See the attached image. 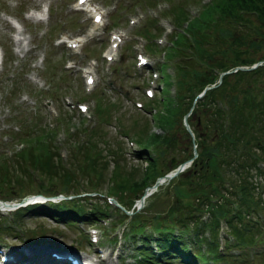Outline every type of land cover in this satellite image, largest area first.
I'll list each match as a JSON object with an SVG mask.
<instances>
[{
	"label": "rangeland",
	"instance_id": "1",
	"mask_svg": "<svg viewBox=\"0 0 264 264\" xmlns=\"http://www.w3.org/2000/svg\"><path fill=\"white\" fill-rule=\"evenodd\" d=\"M40 1L43 0H0V8H5L2 11L15 12V18L19 21L21 26H23L21 31H19L21 36L20 41H16L14 35L9 36L8 30H10L11 27H9L8 23L5 22L0 15V45L2 46L4 55L7 53L8 56H11L15 60V63H10V61L6 59L5 63L0 65V130L6 132L10 131L12 133V135L10 137L8 136V139L4 142L0 140V157H4V153H8V151L11 149V144L13 146V142L20 138L26 143V147L19 150L24 156L27 153L42 156L44 152L40 150L38 143L41 142L42 145H45V143L48 141L52 143V140H50L45 134L44 136L35 135L32 133L34 129L31 128L32 126L40 128V125H43V122L51 125L54 123L56 115L58 116L61 114L63 125H66V127L70 128V130H72V127L73 129L76 128L77 130L79 127H81V125L87 127L93 124L99 127L97 130L98 133L92 135L93 138H91V136L89 137L88 133L86 135V140L88 138L87 142L94 143L96 140V146H94V149L98 150L99 154L95 160L88 162L92 167L89 168L90 171H88L92 177H88V172H82V177L84 179L86 178V184L83 186L86 188L94 186L98 190L97 192L105 193L107 191L108 182L106 179L108 175H114L115 179L118 180L119 178H123L124 175L128 176L129 178H137L141 173H145L146 178L142 181L138 180L139 183H144L142 188L141 186H137V189H134L135 191L133 190L131 192V190H127L126 193L128 196H136L134 193L138 192L137 195H139V192L143 189L144 185L148 184L147 182L152 174L148 168H146L144 171L142 170V163H140V161L131 154V148L128 147L129 145L127 143V139L133 138L138 140L140 143L142 136H147L148 133L151 134L154 131L162 133V131L165 129L158 126L156 127L157 124L163 127L159 121H157V124L155 123L154 114L156 112L154 114H150L147 108L144 109L142 106L138 107L134 105V101L147 100L144 98L145 96L143 93V87L141 86V80L143 79L142 81H145L144 85H147V79L148 76H150V69L147 70L148 72L146 73L144 71L145 67H142L143 69L140 70L134 66V43H141L142 48L146 50L148 37L145 35H148L149 33L145 27L148 26L151 32L156 31V27L154 26L155 22L152 23L150 20L152 17H154V20H156L155 18L158 15L166 13V8H169L168 12L171 11V9L175 11L177 9L176 4H178L179 7L182 6L186 10L188 9L190 12L189 15L196 14V12L200 9L199 0H158L154 7H143L140 0H94L102 4L104 8V24L97 27L91 26L83 11L72 9H70V11L65 10L61 4L62 0H49L50 12L45 22L40 21V19L37 17H34V11L29 13L27 17L23 16V8L27 6L26 8H30L31 10L34 8V6H38V2ZM160 10H162V12H160ZM128 14H132L136 17V21H134L131 25H127L125 23V19ZM165 17L166 20L163 21V23L167 24L169 27H173V24L171 25L170 23L171 20L169 17L167 15H165ZM110 20H115V24H109ZM167 20L169 22H167ZM148 21H150V23ZM212 24L213 23H209V26H212ZM139 26L141 27L137 29ZM157 27L160 29L159 24H157ZM107 28L120 29L123 32V36L120 43L118 44L119 48H117L115 51L116 58L111 59L108 65H105L101 61V56L98 55L97 48L101 47L106 40ZM47 29H49L48 32H46ZM135 30L144 32L145 41L143 35L140 36L136 34L137 32ZM57 32L60 33V35L64 34V36L79 33L82 36V44L79 45V52H75L70 48L63 46L61 42H53V38L59 35ZM204 32H207L211 36L215 33V30H213L212 27H208L205 28ZM251 36L244 37L245 42H247L244 47H255L256 43L259 42L263 48L254 49V52L252 53H256L255 55L261 56L264 52V35L257 37H254L253 35ZM51 38L52 40H50ZM157 38L163 39V36L159 35ZM27 39L31 46L27 44ZM152 39L154 40L153 37ZM222 39L223 37H221L219 40L222 41ZM251 39H255L257 42H253ZM166 41L167 40L165 37L161 44H157L155 42V46L162 47L164 44H166ZM227 42L228 37H225L222 41V46L218 47H227ZM9 44L13 46L14 49L16 48V51L12 52L9 48ZM25 46H29V48L25 49ZM6 47H8L10 51L9 53L5 51ZM257 50L261 51L257 53ZM37 54L41 55L39 59L34 58V55ZM93 54L95 56H91ZM216 55L217 54H215V56ZM66 57H71L73 60L71 64L73 63L74 65H63V60ZM88 57H92L94 61V65L92 67L94 84L89 90L83 88L80 68H77L75 64L76 62H79L83 65L86 64ZM149 57L151 56L149 55ZM197 57L199 58L198 54ZM206 58L212 59V57L209 56H206ZM152 59L153 69L158 72L159 77L160 70L157 65L159 60L157 58ZM207 59H205L206 62ZM30 60H35L34 64H31L29 62ZM223 60L225 61V59ZM194 62L195 61H191L190 64H194ZM201 65L203 67L205 66L204 63ZM21 68H24L25 70L28 69L26 75L20 72ZM164 68L165 71L170 74L169 80L172 81L174 73L172 61H166ZM169 74L167 75L169 76ZM258 77L254 82H250V87L252 90L254 89V91L258 88V85L264 82V74H261ZM229 82L230 85L228 84L224 89L226 91L222 92L225 94L227 91H229V93H227L228 97L233 96L232 98H236V101H243L242 99L244 98V91L237 90L234 88V86L241 88L245 83L244 80H238V83H236L235 79L231 77ZM158 83H160V80L157 82V84ZM17 85L23 88L18 89L19 87H17ZM49 85L50 88L52 87V90H50V95L52 93V97L54 99H43V91H40L39 93V95L42 97H39L37 100H35V102H33V98H31V93L29 95L24 93L18 94L20 91H25L30 86H33L36 92H39L37 89H42L41 87L44 88ZM174 87L175 83L170 84L169 87L166 88V92L171 93ZM26 92L28 93L27 90ZM157 95H163L158 86L153 88V96L155 97ZM65 99L69 100L70 103L65 102ZM77 100L83 101L87 106L86 109L80 113L83 115L85 113H89V116L84 115L83 118H80L81 116L77 113V110L74 112L76 108L73 104ZM224 101H226L224 98L221 101H218V104L222 108L219 113L221 120H225L227 118L228 112V108L226 109L227 102L225 103ZM154 104L159 108V103L154 101ZM32 106L36 107V114H30L29 110ZM245 108L246 107H244L243 112H236V120H238L237 125L239 130H246L245 127H243V122L239 121L241 114L243 113L242 120L245 121V118L251 120L253 117V121L251 120L253 123L250 124L252 130L255 129L257 132H259V134L264 136V124H261V128H259L264 116H255V112L253 111L254 113L252 112L251 117V113L248 114V111H246ZM201 111L202 110H199V112L189 113V119L192 121L196 131L194 141H199V146L214 142L217 138L215 131L218 129L216 126L214 127L212 122V114H208L207 118L205 119V113ZM46 120L49 121L46 122ZM219 124L221 123L219 122ZM18 125H20V129L18 127L17 131H12L13 127ZM60 128L61 127L58 128L53 142H58L57 144L62 154H60V156L63 158H67V156H69L68 154L70 150L74 148V150L71 151V158H77L78 161L73 160L70 164L77 171L78 168L81 167L78 155L73 153L77 146L73 144V146L69 147L65 143V138H63L65 136V131ZM166 131L169 134H172L174 139L173 144L175 147L172 151L178 153L181 158L187 156L191 150V138L190 135L184 130L181 118H178L177 120L176 117L171 126L168 127ZM72 134H76L78 135L77 137H80L84 133L80 131L70 133V137L68 138L71 140L73 136ZM139 136L140 140L138 138ZM225 142L226 141L224 138H221L218 141V145L225 149ZM17 145H19L18 142L14 144V146ZM155 146L156 144L150 143V147L147 149L149 151H153ZM165 148H163L161 156L158 157V160H160L159 166L161 167L162 172H165L167 169H169L166 159H169V156L171 155H173V157L176 155L169 151V147H167L166 150ZM86 153H90L89 150H86ZM112 156L118 158L116 163H113L115 158L113 161ZM18 157L21 165L23 166L24 158L20 157L19 155ZM52 158L54 160L53 156ZM194 158H196V156ZM83 159L84 165L85 163L87 165L86 158ZM176 160H179V158ZM190 163H192V161ZM33 166L38 169L36 170L35 168H32L35 173L40 171L46 180L50 178L45 172L37 167V165L34 164ZM190 166L191 164L188 167L186 166L185 168H182L177 175L175 174L176 176H171L168 179H163L160 177L161 180L155 184L154 187H149V185L146 186V193L143 195V200L141 203H138L137 199L132 203H127L125 202L126 200L124 202L128 204L130 209L135 211L136 214H139V216L141 215L142 217L144 216L145 219L147 217H151V219H158L160 217L169 219L174 217L177 218L178 216L185 214L191 218V221L197 223V218L192 213L194 211L192 209L193 207L190 204L185 206L186 200H189L190 203H193L195 200L193 199V196H185L182 192L186 190L188 186L187 183L193 181L194 179V176L192 177L188 171ZM1 171H3V169H0V172ZM11 172V169L8 171L6 169L4 170L5 174L3 172L2 174L5 178H7V181L10 182L11 180L15 186H12L7 190H5L6 186H2L4 192L1 193L2 191L0 190V197L13 199L17 198L23 193L35 192L39 190V188L33 186L32 183L25 182V180H17L16 185L15 181L12 179L14 177V173ZM23 175L26 176L25 174ZM94 178H96L95 185L92 184ZM74 183L75 182L73 180L69 181L67 191L73 195H80V192L75 191L73 188L76 186ZM56 190H58V187L54 188V186L49 184L46 185L44 183L42 190L40 191L54 192ZM97 192L94 196L92 194L84 195H90L92 196V199H94V202H99L102 196ZM111 192L116 195L115 189L111 190ZM84 195L82 197H84ZM85 207L90 206L86 204ZM109 208L111 207L109 206ZM4 217L5 216H1L0 218V242L23 241L18 235L12 236L13 233H11L9 230H5L1 226L2 223L7 221ZM115 217L116 213L113 211L112 218ZM107 220L108 218H105L106 222ZM146 221H150V218H147ZM19 222L21 223L20 226L23 232H25L27 240L30 242V244L47 241V244L54 243L65 246L69 249L79 247V245L83 246V244H85V242H82L81 235L78 234V229L75 225L57 222L51 217L34 212V210L23 211L21 213ZM98 222H100L101 225H104L102 221L99 220ZM113 229H106V234L110 235ZM219 232L220 235H223V230H220ZM258 235L259 234H256L254 237L256 238ZM119 241L120 246L116 244ZM127 243V240H125L124 245H121V238L118 235V239L115 241V243L113 244L111 242V245H108V247H112L113 250L114 246H117L116 251L118 252V257L111 259L109 254H106L104 259L97 261V264H129L128 261L132 260V258L129 256L131 249L128 247ZM84 249L86 250L88 248L84 247ZM84 249L82 250L85 251ZM136 255L137 254H135L134 257ZM255 260L257 264H264V256L260 257L259 255H256ZM231 263L250 264L249 262H245L242 259L239 261L230 259V264ZM170 264H176V262H170ZM219 264H226V262L222 261Z\"/></svg>",
	"mask_w": 264,
	"mask_h": 264
},
{
	"label": "trees",
	"instance_id": "2",
	"mask_svg": "<svg viewBox=\"0 0 264 264\" xmlns=\"http://www.w3.org/2000/svg\"><path fill=\"white\" fill-rule=\"evenodd\" d=\"M182 13L183 12L180 11L176 15V18L181 16ZM211 20L212 22H209ZM236 22H247V25L239 28ZM209 23H213L212 26H209ZM208 27H212V29L215 30L213 35L210 36L207 32H199L200 29ZM187 31L191 32L193 36L189 33L190 39H188L185 35L179 34L175 43L188 46L190 49L194 50L195 54H198L201 62H205V59H207L206 56L212 57V59H207L209 63L205 62L206 64H215L221 66V68H229L236 64H248L257 59L263 60L264 52L261 56L252 53L254 49L263 48L259 42L255 41V39H251L253 42H257L256 46L251 48L244 47V45L247 44L244 37L264 35V0H209L202 6L197 15L191 17L188 22ZM207 36L209 43H207V41L205 42ZM221 37H223V39L228 37L227 47H218L223 44V39L222 41L219 40ZM174 49L176 51L180 48L175 47ZM260 51L261 50H257V53ZM215 54L217 55L215 56ZM223 59H225V61ZM182 67L183 66H178L177 68V77L174 82L175 87L173 94L170 95L165 92L161 97L155 99V102L159 103L161 106L156 114L157 117L155 122L157 124V121H159L163 127L159 126L165 130H163L162 133L150 132L151 134L148 133L147 136H142L141 140L140 136L138 137L140 142L144 144L150 142H155L157 145L160 144L155 160L148 165V170L152 176L147 183L153 181L157 174L162 173L158 157L161 156L163 148L166 146V150L167 147H169V151L173 152L172 150L175 147L173 144L174 139L172 134H169L166 130L171 126L175 118L177 117V120L181 118V115L188 109L190 104L192 108L189 113L202 110L201 112L205 113V119L207 115L211 113L214 127L216 126L218 128L215 131L217 138L211 144H204L202 146H199V141H195L197 155L196 158H193L190 169L188 170L190 175H192V177L194 176V179L187 183L188 186L186 190L182 191L185 196H193L195 201L190 203L189 200H186L185 206L190 204L193 207L192 209L196 210L210 207L209 219L214 223L217 215L225 216L228 230H231L241 243H249L254 233V236L259 234L258 240L264 242V205L261 203L264 196H262L261 199V193L259 195L257 192L253 180V174L260 171L256 162L259 159L264 160V136L259 134L255 129L252 130L250 125L253 123V111L255 112H253L255 116H264V82L258 85L255 91L250 87L251 81L254 82L258 76L264 74V63L249 70L236 69L235 71L223 74L219 83L207 88L203 95L195 100H192L194 90H199L202 85L210 81L213 72L208 68H203L202 65L198 63L187 64L188 68ZM231 77L235 79L236 83H238V80H244L245 82L241 88L234 86L237 90L244 91V98L241 102L236 101V98H232L233 96L228 97L227 93H229V91L225 93L226 95L222 92L226 91L224 89L228 84L230 85L229 81ZM223 98L226 99L224 102L228 103H226L228 112L225 120H221V116L219 115L222 108L218 104V101H221ZM244 107H246L245 110L248 111V114L251 113L252 117V119L250 117L252 121L247 118H245L244 121L242 120V113L239 119V121L243 122V127H245L247 131L239 130L237 125L238 120H236V114L238 112H243ZM186 118L195 136L196 131L192 121L189 119V114ZM219 122L221 124H219ZM261 124H264V118H262L259 128H261ZM96 133V128H92L90 134L91 138H93L92 135ZM221 138H224L226 141L224 144L225 149L218 145V141ZM90 143L91 142L85 141V143H82L76 148L77 154H80L82 159L86 158L87 160V165L85 163L80 169L82 172L92 168L91 164L88 162L95 160L99 154V151L94 149L96 145ZM38 147L44 152L42 156L27 153L23 158L30 164L37 165V167L45 172L48 177L52 178L55 183L61 185L62 188L67 187L69 181H71V177L67 171L58 165L56 158L53 160V150L47 145H42L41 142L38 143ZM87 148H91L95 153L93 157L86 156ZM173 153L174 155L176 154L174 156L176 159L179 158V160H182V158L184 159L191 155V150L187 156L182 158L175 151ZM168 160L167 158L166 163H168ZM16 163L21 171L18 175L19 180H22L24 170L19 163V158ZM0 165L5 166L3 171L0 172V185L3 186L7 178L3 176L2 172L4 173V170L7 169V164L2 162ZM1 166L0 169H2ZM221 168L228 179L227 187L229 191H225L221 184V175H219ZM145 178L146 174L141 173L137 178H129L124 175L123 178L116 180L114 189L117 199L121 202L126 200V202L130 203L134 197L138 196V192L134 193L136 196H128L126 195L127 190H131L132 192L135 188L137 189V186H141L142 188L144 183H139L138 180L142 181ZM0 190L2 191L1 193L4 192L2 187H0ZM5 190L7 189L5 188ZM262 192L264 193V188ZM210 197L214 198L213 202L210 200ZM83 203L84 201H80L77 198H65L59 202L55 209L56 211L51 213V217L58 220L59 216H62L64 220L70 222L76 216L91 218L100 210L97 203H93L90 207H84ZM25 210H34V212L39 214L44 211L42 207L31 204L26 207H18L15 212V217L19 220L21 213ZM257 210L262 213V217L258 221L253 219ZM157 220L158 219H153V224L151 226L159 242L161 257L168 258L170 257L169 253L185 250L180 234L184 233L187 229H189L193 237L197 238L199 228L197 226L193 228L188 227V215L170 218V220H175L177 223L176 230L178 231H176V235L171 233V229L168 225L170 220L164 224H161ZM144 222V216H139V214L135 212L132 213L131 217L128 219V228H130L128 236L133 237L138 235L144 238L148 235L149 233L141 227ZM209 240L211 241L203 239V241H205V250L208 252L209 256L215 259L219 256V253L214 248V239L210 238ZM144 248L141 246L138 247L140 251L135 258L134 264H149V260L153 255L149 250ZM189 254L197 255L200 258L204 257L203 253L199 251H189L188 255ZM259 256H264V248ZM239 259L246 262L245 255H240Z\"/></svg>",
	"mask_w": 264,
	"mask_h": 264
},
{
	"label": "water",
	"instance_id": "3",
	"mask_svg": "<svg viewBox=\"0 0 264 264\" xmlns=\"http://www.w3.org/2000/svg\"><path fill=\"white\" fill-rule=\"evenodd\" d=\"M254 66V64H251V65H248V66H246V65H241V66H237L238 68H241V69H248V68H251V67H253ZM182 122H183V124H184V127H185V129L191 134V137H192V132H191V130H190V128H189V126H188V124H187V122H186V120H185V115H184V117H183V119H182ZM192 153H193V155L195 154V150H194V147H192ZM170 162L171 163H173V162H175V159L173 158V157H171V160H170ZM183 166V163H178L174 168H172L169 172H167V173H164L162 176H160V177H162L163 179H165V178H169V177H171L172 175H174L181 167ZM160 177H156L155 178V180L153 181V183L151 184V186L150 187H154L155 186V184H157L160 180H161V178ZM146 193V190H144L143 191V193H142V195L139 197V202H141V200H142V196L144 195ZM0 204H3V205H16L17 204V202L16 201H0Z\"/></svg>",
	"mask_w": 264,
	"mask_h": 264
}]
</instances>
